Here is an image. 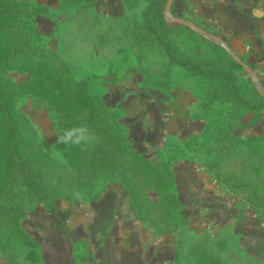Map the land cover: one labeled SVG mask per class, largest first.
<instances>
[{"label": "rangeland", "instance_id": "374dc122", "mask_svg": "<svg viewBox=\"0 0 264 264\" xmlns=\"http://www.w3.org/2000/svg\"><path fill=\"white\" fill-rule=\"evenodd\" d=\"M33 3L0 0L6 10L34 12ZM147 13L142 29L133 19L109 25L89 2L63 0L57 12L49 11L48 20L32 16L33 27L11 23L7 15L0 20L7 33L0 55L5 48L15 55L12 61L0 63L6 64L0 67V149L10 143L7 132L17 131L28 135L33 152H45L40 173L5 171L0 155V262L39 264L36 229L44 217L64 212L72 203L95 200L111 186H122L131 192L127 197L138 220L153 235L178 236L177 257L171 264H258L243 242L231 237L221 241L214 229L200 225L182 202L188 183L176 167L192 160L202 172L200 188L207 183L206 192L211 197L216 194L223 209L234 211L239 219L253 216L264 221V131L262 124L250 131L251 125L245 123L253 115L257 120L263 116L264 85L258 76L254 83L237 69L233 74L243 99L239 110L232 99L214 98L205 110L207 128L199 136L170 140L155 153L153 147H144L138 129L122 120L120 106L139 95L144 99L137 88L151 95L148 89L172 79L162 61L163 49L145 23H166L181 52L194 61L230 70L220 46L190 28L167 23L165 8L159 20ZM12 26H18V32ZM153 31L166 34L160 24ZM22 49L29 54L25 59ZM152 68L161 74L152 75ZM211 73L214 85L220 72ZM211 89L213 97L214 86ZM255 105L261 109L251 113ZM80 123L87 124L94 136L90 145L65 149L56 144L61 129ZM22 158L16 160L21 163ZM220 214L215 218L220 219Z\"/></svg>", "mask_w": 264, "mask_h": 264}, {"label": "crops", "instance_id": "0c3cea01", "mask_svg": "<svg viewBox=\"0 0 264 264\" xmlns=\"http://www.w3.org/2000/svg\"><path fill=\"white\" fill-rule=\"evenodd\" d=\"M62 1L34 0L33 6L41 11L38 14L41 18L48 20L49 11L57 12ZM85 1L109 25L133 19L139 21L138 28L142 29L144 15L155 0H146L147 7L139 15L136 10L145 0ZM160 1L174 19L191 22L227 44L264 85V0H172L169 11L170 0ZM162 61L170 69L172 81L151 87L147 90L151 95L137 88L144 99L139 95L132 102L126 99L125 105L120 106L124 123L131 129L137 128L142 145L153 147L154 153L170 140L185 141L199 136L208 125L201 80L171 64L164 51ZM239 67L246 78L249 77ZM132 70L134 74L139 73ZM152 70L154 76L161 74L159 69ZM256 116L246 120V125H251L252 131L262 124L264 131V114L258 120ZM246 134L251 135V132L248 130ZM176 171L184 174L188 183L181 194L182 202L200 225L214 229L221 241L231 237V241L243 242L251 252L252 260L264 264V221H256L253 216L247 220L239 219L234 211L223 209L225 206L220 205V198L206 192L207 183L203 182L200 188L198 182L202 172L192 160H183ZM111 187L112 190L95 200L72 203L64 212L49 213L46 220L43 218L36 229L40 243L39 264L174 263L178 236L175 233L153 235L138 220L122 188ZM215 214L222 216L217 219ZM0 264L5 263L1 261Z\"/></svg>", "mask_w": 264, "mask_h": 264}, {"label": "trees", "instance_id": "16d2710c", "mask_svg": "<svg viewBox=\"0 0 264 264\" xmlns=\"http://www.w3.org/2000/svg\"><path fill=\"white\" fill-rule=\"evenodd\" d=\"M9 8V7H8ZM12 9V10H9ZM6 10L4 7L0 6V20L4 16L7 15V19L11 23H26L25 25L28 27H31L32 23L30 22L32 19V16L35 15V18L38 16V14L41 12L40 10H36L34 12L28 11L26 9H17V7H12ZM163 5L160 0H155L151 6V8L147 11L148 18H153L159 20L163 13ZM161 22V21H160ZM155 24H160L162 27V30H165L166 34L162 35L161 33L157 34L153 31V28ZM145 25L148 28V31L155 34V39L162 47L165 56L170 60L171 64L177 65L182 67L184 70L190 73L191 76L197 77L201 80V86H202V93H203V109L208 110L210 106V102L214 98H226L227 100L232 99L234 102H237V110H239V101H243L241 90L239 88L238 79L234 72H236L237 69H240L239 65L234 62L233 59L229 58L226 53L220 49L221 56L224 57L225 62L227 61L230 63V70L229 69H222L217 65H213L211 63H208L206 61L197 60L194 61L190 57H188L186 54L181 52L178 49V46L172 41L170 38L169 30L171 29L169 25H166V23H145ZM149 25V26H148ZM1 26L0 21V44L1 40L6 39V34L4 29ZM15 27L18 32V26H12ZM33 27V25H32ZM151 27V28H150ZM150 29V30H149ZM162 35V36H161ZM217 47V46H216ZM5 50H11L5 48L2 51V55H0V63H6L7 61H12L15 58L14 51H5ZM1 51V48H0ZM20 51V49L18 50ZM12 55V56H11ZM22 59H25L28 55L24 54V49H22ZM228 64V63H227ZM6 64L0 65V67H5ZM220 72L219 78L214 81V85H212L210 80L211 72ZM214 86L215 94L213 97H211L212 93V87ZM219 90V91H217ZM228 90V91H225ZM240 92V93H239ZM255 94V92L253 93ZM262 98V99H261ZM260 99L262 101V108H264V97H261ZM261 109V108H259ZM256 105L254 108H250L251 113H255L257 110ZM7 141H9V145H7V148H1L0 149V155L3 159V163L1 166L5 171L9 172H16V171H23V172H38L40 173L41 170L44 168V158L43 154L45 155V152L41 154L39 150L36 152H33L29 147L30 139L28 140V135H21L17 131H8L6 134ZM264 137V135H263ZM3 150H5V153L3 154ZM22 156V162L19 163L16 159L18 157ZM139 156V155H138ZM141 157V156H140ZM142 160H146L144 157H141ZM109 163V162H108ZM146 170L152 171L153 168L149 165L144 166ZM122 187V186H121ZM120 187V188H121ZM123 189V187H122ZM126 195L131 197V192L125 191Z\"/></svg>", "mask_w": 264, "mask_h": 264}, {"label": "clouds", "instance_id": "9594fccd", "mask_svg": "<svg viewBox=\"0 0 264 264\" xmlns=\"http://www.w3.org/2000/svg\"><path fill=\"white\" fill-rule=\"evenodd\" d=\"M147 7L146 0L141 3L137 8V14L143 12ZM131 15V14H129ZM94 140V136L91 133L87 124L80 123L69 128H64L57 134L56 144L64 145L65 149L70 147L85 148L90 145Z\"/></svg>", "mask_w": 264, "mask_h": 264}, {"label": "water", "instance_id": "95a60500", "mask_svg": "<svg viewBox=\"0 0 264 264\" xmlns=\"http://www.w3.org/2000/svg\"><path fill=\"white\" fill-rule=\"evenodd\" d=\"M171 5H172V0H170L167 4V9L169 11V9L171 8ZM167 23L169 24H172V23H175V24H178V25H182L186 28H190L194 31H196L197 33H199L200 35H202L203 37H206L208 40L210 41H214L216 42L218 45H220L224 50L227 51V53L230 55V57L234 60L235 63H237L239 66L242 67L243 71L251 78H254V83L256 81L255 77V72L254 70L248 66L246 63H244L237 55L236 53H234V51L227 45L225 44L224 42L222 41H219L217 40L213 35L205 32L204 30L200 29L198 26L194 25L193 23L191 22H188V21H184V20H179V19H174L171 14L168 15L167 17ZM263 95H264V92H261Z\"/></svg>", "mask_w": 264, "mask_h": 264}]
</instances>
